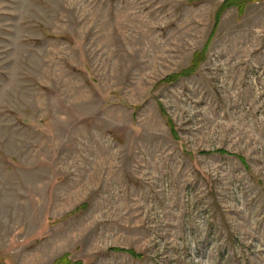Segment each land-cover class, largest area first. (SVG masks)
<instances>
[{"label": "rangeland", "instance_id": "rangeland-1", "mask_svg": "<svg viewBox=\"0 0 264 264\" xmlns=\"http://www.w3.org/2000/svg\"><path fill=\"white\" fill-rule=\"evenodd\" d=\"M235 2L0 0V264H264V0Z\"/></svg>", "mask_w": 264, "mask_h": 264}, {"label": "trees", "instance_id": "trees-1", "mask_svg": "<svg viewBox=\"0 0 264 264\" xmlns=\"http://www.w3.org/2000/svg\"><path fill=\"white\" fill-rule=\"evenodd\" d=\"M235 1H236V0H226L225 5L228 4V3H232V4L237 3V2H235ZM222 7H223V6H222ZM171 124H172V123L170 122V126H171ZM171 129H172V127H171ZM219 152L223 153V150H219ZM126 252L129 253V254H131L132 256H136V257H140V256H141V255L135 253V252L132 251V250H126ZM65 259H66V257H65V256H62V257L56 259L52 264H69V262H68V263L65 262Z\"/></svg>", "mask_w": 264, "mask_h": 264}]
</instances>
